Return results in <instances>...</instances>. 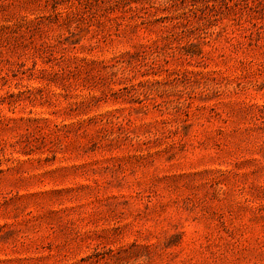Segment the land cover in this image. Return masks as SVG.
Masks as SVG:
<instances>
[{
  "label": "rangeland",
  "instance_id": "rangeland-1",
  "mask_svg": "<svg viewBox=\"0 0 264 264\" xmlns=\"http://www.w3.org/2000/svg\"><path fill=\"white\" fill-rule=\"evenodd\" d=\"M0 264H264V0H0Z\"/></svg>",
  "mask_w": 264,
  "mask_h": 264
}]
</instances>
